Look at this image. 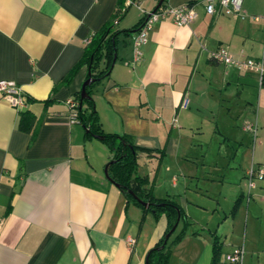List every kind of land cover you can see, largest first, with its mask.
Masks as SVG:
<instances>
[{
    "label": "crops",
    "instance_id": "crops-1",
    "mask_svg": "<svg viewBox=\"0 0 264 264\" xmlns=\"http://www.w3.org/2000/svg\"><path fill=\"white\" fill-rule=\"evenodd\" d=\"M158 1L141 6L150 11ZM117 3L0 0V79L14 81L24 99L15 108L0 95V264H145L166 228L163 214L127 200L106 177L105 142L67 116L66 99L89 73L86 39L111 21ZM183 3L197 17L154 21L138 61L124 30L142 16L139 6L110 26L116 57L91 86L94 107L103 131L137 146L144 191L174 198L185 214L168 264H212L215 239L217 264L237 245L242 264H264V178L248 190L245 177L251 164L264 165V85L256 72L211 58L218 47L264 57V0L215 15L204 0H162ZM248 121L256 137L243 128Z\"/></svg>",
    "mask_w": 264,
    "mask_h": 264
},
{
    "label": "trees",
    "instance_id": "trees-1",
    "mask_svg": "<svg viewBox=\"0 0 264 264\" xmlns=\"http://www.w3.org/2000/svg\"><path fill=\"white\" fill-rule=\"evenodd\" d=\"M161 5L162 3L159 6ZM122 8L123 0H118L116 11L111 21L102 29L92 33L89 37V41L85 44L82 62L88 66L93 79L85 86L87 95L82 99L80 98V93L76 96L79 101L78 118L86 130V137H99L109 148L111 155L109 161L106 163L108 175L111 181L118 184L117 186L124 193L126 199L133 201L144 209L150 210L155 217L161 214L165 216L166 228L157 241L147 250L145 254V264H168L171 244L180 239L185 233L187 225L185 214L174 198L155 197L150 191H144L142 187L143 178L140 177L136 171L137 146L124 135L103 131L91 95V86L102 77L108 75L115 60L117 30L112 31L110 26L113 24L114 19L119 21L126 13L127 9L122 10ZM143 21L144 17H140L132 28L126 29L124 32L132 34L138 31ZM102 58H104L105 66L103 68H98V64ZM95 68H97V70L93 72ZM67 78L68 77H66V80ZM261 84L264 85V81H262ZM23 115L24 113L21 112V120ZM129 191H132L134 195ZM178 218V223L179 221L182 222L181 229L175 234L172 240L168 241L170 235L176 231L178 226L177 223L169 237L165 240V235L172 229ZM218 254L219 243L215 239L213 244L212 264H217Z\"/></svg>",
    "mask_w": 264,
    "mask_h": 264
},
{
    "label": "built area",
    "instance_id": "built-area-1",
    "mask_svg": "<svg viewBox=\"0 0 264 264\" xmlns=\"http://www.w3.org/2000/svg\"><path fill=\"white\" fill-rule=\"evenodd\" d=\"M243 0H204V8L209 15L215 14H240ZM142 0H123L122 10L128 9L132 5H138L144 21L138 31L132 34V50L133 60L138 61L142 56L141 46L147 40L148 31L154 21L164 17H169L177 25H188L196 17L197 11L193 4L183 3L180 5H161L155 10L146 11L141 6ZM117 19L113 20L116 24ZM90 37V36H89ZM89 37L86 42L89 41ZM211 58L225 64H235L239 68L254 71L258 74L260 84L264 81V57L254 58H236L228 52L224 47H218L211 52ZM0 95H2L10 105L15 108L24 106L21 88L12 80L0 79ZM67 116L70 122H80L78 118L79 101L76 97H68L66 99ZM187 105V100L184 99L182 106ZM243 128L249 130L253 137L257 135V124L255 121H248L243 125ZM248 190L253 188L257 179L264 178V165L251 164L245 171ZM128 243L132 244L134 239L128 237ZM244 255V247L242 245L235 246L231 251L226 252L220 261V264H242Z\"/></svg>",
    "mask_w": 264,
    "mask_h": 264
},
{
    "label": "water",
    "instance_id": "water-1",
    "mask_svg": "<svg viewBox=\"0 0 264 264\" xmlns=\"http://www.w3.org/2000/svg\"><path fill=\"white\" fill-rule=\"evenodd\" d=\"M161 3H162V0H159L157 5L155 6V8L158 7ZM155 8L153 10H155ZM88 75H89V77L82 83V86H81V90H80V98L81 99L87 95L86 89H85L86 84H88L93 79L90 71H89ZM104 173H105L106 177L108 179H110V177L108 175V171H107V164L105 165ZM116 185H118V184H116ZM129 192L134 195V193L132 191H129ZM178 220H179V218L177 219V221H176L175 225L172 227V229L165 235V240L169 237V235L171 234V232L173 231V229L177 225Z\"/></svg>",
    "mask_w": 264,
    "mask_h": 264
},
{
    "label": "rangeland",
    "instance_id": "rangeland-1",
    "mask_svg": "<svg viewBox=\"0 0 264 264\" xmlns=\"http://www.w3.org/2000/svg\"><path fill=\"white\" fill-rule=\"evenodd\" d=\"M133 6V5H132ZM132 6H130V7H132Z\"/></svg>",
    "mask_w": 264,
    "mask_h": 264
}]
</instances>
